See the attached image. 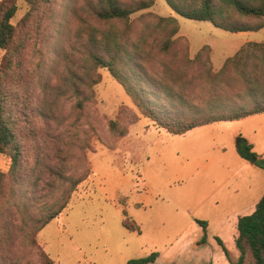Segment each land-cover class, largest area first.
I'll list each match as a JSON object with an SVG mask.
<instances>
[{"label":"rangeland","instance_id":"1","mask_svg":"<svg viewBox=\"0 0 264 264\" xmlns=\"http://www.w3.org/2000/svg\"><path fill=\"white\" fill-rule=\"evenodd\" d=\"M94 1L46 0L30 8L15 0L13 38L0 48L2 106L18 151L13 166L0 153V170L8 174L0 199V264H44V251L53 264H126L151 253L156 258L149 264H229L216 238L233 247L236 217L264 191V170L238 165L227 146L239 133L264 145V120L183 134L161 125L251 107L252 97L230 68L212 78L219 69L209 55H234L247 40L264 42V27L222 30L178 15L166 0L132 13L129 38L147 33L144 63L154 80L138 67L136 78L129 77L153 120L106 68L95 70V84L84 78L95 75L86 61L87 32L105 26L92 16ZM148 12L178 20V38L166 54L151 45L160 35ZM109 119L127 134L112 133ZM79 177L85 179L69 193ZM63 198L65 207L32 243V227Z\"/></svg>","mask_w":264,"mask_h":264},{"label":"trees","instance_id":"2","mask_svg":"<svg viewBox=\"0 0 264 264\" xmlns=\"http://www.w3.org/2000/svg\"><path fill=\"white\" fill-rule=\"evenodd\" d=\"M25 1L30 8H35L39 3L46 0ZM153 2L154 0H127L126 2H121L120 0H95L91 4L92 16L98 23L105 26H92L91 30L87 32V43L84 46L88 49L86 61L91 68L94 71L98 67L106 68L113 78L122 85L141 113L153 120H157L151 107L146 104L143 96L133 87L135 83L131 82L129 77L134 75V78H136L137 75L134 70L138 67L141 75L147 79L154 80V77L148 74L144 63L148 56L146 52H143L142 43L145 41L147 33H141L133 40L129 38L131 30L130 15L136 11L148 8ZM166 2L171 10L182 17L206 20L222 30L230 32L257 31L264 27V0H166ZM15 10V0H0V48L6 49L13 38L14 25L10 19L14 15ZM144 14L150 15V19L155 21V28L160 35V38L151 45L157 48V53L166 54L176 38H178L176 36L179 28L177 18L174 15L161 16L150 12ZM117 25L121 26L117 29ZM202 48L209 49L210 47L208 44H204ZM199 51L196 55L199 54ZM187 57L190 58L188 55ZM229 68L233 74L237 75L239 82L243 85L244 92L249 93L252 97L251 107L213 115L201 121L185 123L180 120H165L161 127H164L170 133L181 134L193 127L214 121L239 119L247 115L264 112V42L248 41L245 43L234 55L224 60L219 70L211 74L212 78L225 74ZM84 78L90 80L89 85L99 81V75L96 71L94 78H91L87 72ZM80 80H83V77ZM224 84L230 88L232 86L230 81H226ZM172 94L176 100H180L179 92L173 91ZM1 96L0 92V153H7L13 166L17 159L18 151L12 143L13 132L11 123L4 113ZM77 101L78 107L81 108L83 106L82 99L79 98ZM108 127L112 133L116 132L115 134L118 138L127 134L128 131L125 126L117 129V121L114 119L108 120ZM238 144H244L247 148H251V145L247 144L242 136L237 137ZM251 153L255 156L253 164L264 170V157L257 155L255 152ZM7 175V172L0 170V199L2 198L3 189H6ZM85 177L74 179L69 193ZM66 193L68 198L69 193ZM67 198H63L61 202L56 204L55 209L48 210L39 222L35 223L30 232V241L32 243L37 242V232L51 219L59 215L66 205ZM125 226L129 229H138L136 226L127 224ZM216 240L225 260L229 264H264V192L250 213L237 217L233 247L229 249L221 239L216 238ZM42 257L46 259L44 264H53V260L45 251ZM155 258L156 254L151 253L147 257L128 260L126 264H149L154 262Z\"/></svg>","mask_w":264,"mask_h":264},{"label":"crops","instance_id":"3","mask_svg":"<svg viewBox=\"0 0 264 264\" xmlns=\"http://www.w3.org/2000/svg\"><path fill=\"white\" fill-rule=\"evenodd\" d=\"M247 41H249V40H247ZM188 56L189 57H192L193 55H188ZM229 56H231V55H209V59H210V62L212 63L213 68L215 70H217V69H219L222 66L224 60L227 57H229ZM263 120H264V112H260V113H255V114L247 115V116L242 117V118H239V119L219 120V121H214V122L207 123V124H203V125H199V126H204V125L208 126V125H213L215 123H222V124L223 123H225V124H237L238 123V124L242 125L241 123L242 122H245V121H251V122H255V123H258L259 124V122H263ZM191 129H189V130H191ZM189 130H187V131H189ZM187 131H185V132H187ZM257 131H258L257 129H254V128L252 129V132L253 133L254 132H257ZM181 134H183V133H181ZM239 135L241 136L240 133H239ZM245 140H246V143L247 144H250L251 145V148H250L251 151L255 152L257 155H260V156H263L264 157V145L262 143H259L258 141L250 140L248 138H246ZM217 146L220 149H222V150L225 149V144L224 143L218 144ZM227 147L230 150H232L233 152H235L234 153L235 154L234 156H235V160L237 161L236 163H238V165H244V166H247L248 168H251V169H253V168L256 167V165H254L253 163H250L248 160H246L245 158H243L242 155H240V153H239V151L237 149V139H236V136L233 137L232 142ZM261 195L262 194H260V196ZM260 196H259V198H260ZM257 200H253V202L251 203V205L249 207L250 210H248V212L242 213V214H238L237 217L239 215H243V214L250 213L254 209V206H255V203L257 202ZM237 217H236V219H237ZM234 224H236V220H235Z\"/></svg>","mask_w":264,"mask_h":264},{"label":"water","instance_id":"4","mask_svg":"<svg viewBox=\"0 0 264 264\" xmlns=\"http://www.w3.org/2000/svg\"><path fill=\"white\" fill-rule=\"evenodd\" d=\"M237 149L243 158L248 160L250 163L255 161V156L251 153L250 149L247 148L244 144H238Z\"/></svg>","mask_w":264,"mask_h":264}]
</instances>
